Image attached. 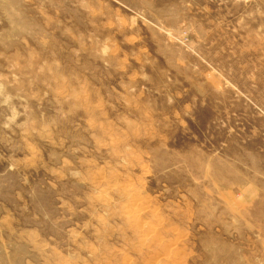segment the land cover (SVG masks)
Segmentation results:
<instances>
[{
	"label": "rangeland",
	"instance_id": "374dc122",
	"mask_svg": "<svg viewBox=\"0 0 264 264\" xmlns=\"http://www.w3.org/2000/svg\"><path fill=\"white\" fill-rule=\"evenodd\" d=\"M0 264H264V0H0Z\"/></svg>",
	"mask_w": 264,
	"mask_h": 264
}]
</instances>
